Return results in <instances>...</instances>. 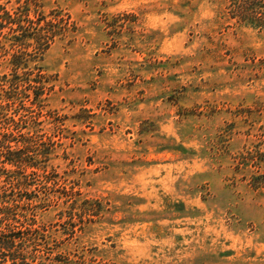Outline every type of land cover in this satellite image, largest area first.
Returning a JSON list of instances; mask_svg holds the SVG:
<instances>
[{"label":"rangeland","instance_id":"374dc122","mask_svg":"<svg viewBox=\"0 0 264 264\" xmlns=\"http://www.w3.org/2000/svg\"><path fill=\"white\" fill-rule=\"evenodd\" d=\"M257 12L0 0L22 26L0 28V236L20 264H264Z\"/></svg>","mask_w":264,"mask_h":264},{"label":"trees","instance_id":"16d2710c","mask_svg":"<svg viewBox=\"0 0 264 264\" xmlns=\"http://www.w3.org/2000/svg\"><path fill=\"white\" fill-rule=\"evenodd\" d=\"M240 9L244 10V6L240 5ZM247 9V8H246ZM245 9V10H246ZM27 15V20L28 21H32L29 19V11H26L25 13ZM249 15L251 13H248ZM254 13L251 14V17H248L249 19H251L252 21H256L258 22L259 25H263L264 24V12H257L256 16L253 15ZM254 16V17H253ZM0 17H2L3 20H0V28L3 29L5 28V24L4 22L7 23H15L18 24V27L20 26L19 21H17V19L15 17L12 16V14L8 13L7 17H5V15H0ZM22 26H20L19 28H21ZM25 36L24 41H20L21 43L25 42L26 39H29L32 37V35H23ZM54 34H52V36L48 37V40H51V38H53ZM33 38V37H32ZM50 42V41H49ZM19 43V44H21ZM14 54V64L16 66V68L21 67L22 64H28V61H23L24 63H21L22 61H19L20 57L18 55ZM43 88V87H42ZM44 90V89H43ZM9 100H11V98H8ZM12 154V153H11ZM15 162H18L16 159H11L10 163L13 164ZM33 167L35 166L34 164L32 165ZM15 237H8L6 234H2V236H0V264H20V262L17 260L18 257L15 256L14 254V246H15ZM10 257V258H9ZM11 260V263H7L8 260Z\"/></svg>","mask_w":264,"mask_h":264}]
</instances>
